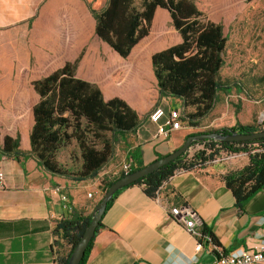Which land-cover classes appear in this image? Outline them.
Masks as SVG:
<instances>
[{
  "label": "crops",
  "instance_id": "crops-1",
  "mask_svg": "<svg viewBox=\"0 0 264 264\" xmlns=\"http://www.w3.org/2000/svg\"><path fill=\"white\" fill-rule=\"evenodd\" d=\"M108 2L0 0L1 117L21 118L38 101L23 111L24 96L19 88H12L11 95L5 86L32 84L67 63H75L94 35L92 12L104 10ZM152 34H174L169 17L161 10ZM97 59L109 58L93 55V60ZM123 67L117 59H111L105 79L118 83ZM156 108L162 112L153 120L150 114ZM185 109L180 99H156L135 133L129 135L128 144L117 147L97 177L83 182L53 176L32 158L17 162L0 155V172L5 175L4 186L0 187V264H59L66 260L72 246L64 244L61 233L55 232L58 224L77 216L91 217L104 196L106 183L122 174L133 152H138L147 166L180 148L190 134L201 132L183 121ZM173 114L182 117V126L174 130L168 127L167 135L159 133ZM17 123L15 133L0 132L1 145L6 136L17 137ZM22 137L27 150L29 129L22 131ZM202 148L196 146L189 153ZM248 164L246 154H234L222 162L177 172L162 184L155 197L148 196L139 185L119 191L107 207L85 264H212L223 254L256 249L264 244V188L240 210L224 181L226 175L238 173ZM63 195L69 200V208H65ZM183 206L196 214L199 236L189 234L171 215L172 208ZM203 228L216 238L218 246L203 236ZM198 244L202 246L199 251Z\"/></svg>",
  "mask_w": 264,
  "mask_h": 264
},
{
  "label": "trees",
  "instance_id": "trees-1",
  "mask_svg": "<svg viewBox=\"0 0 264 264\" xmlns=\"http://www.w3.org/2000/svg\"><path fill=\"white\" fill-rule=\"evenodd\" d=\"M242 1L247 4L252 0ZM135 3L136 0H109L104 10L92 12L94 35L87 50L75 63H67L31 84L38 101L18 120L17 137L4 138L0 155L17 162L32 158L53 176L83 182L97 177L109 163L118 137L128 144L127 136L135 133L141 118L150 112L156 99L182 100L186 108L183 121L191 128H199L201 120L212 110L217 94L230 89L217 79L224 65L223 54L228 41L225 0H143L141 8ZM213 7L217 8L212 11ZM159 10L169 17L173 35L152 34ZM101 54L108 56V61L93 60V55ZM111 59H117L124 66L119 69L118 83L105 79ZM27 129L29 148L26 150L22 145V131ZM262 131L237 124L193 133L187 138L213 132L230 136ZM107 133L112 137L108 138ZM73 140L78 144L82 160L75 170L57 158ZM196 146L203 148L192 155L187 151L133 185L143 186L148 196L155 197L162 184L177 172L193 170L219 159L222 154H246L249 164L240 172L224 177L236 206L243 210L245 203L264 188V138L206 139L194 141L190 148ZM130 160L136 166L132 172L144 167L138 152L130 154ZM124 176L121 174L106 183L104 194ZM91 222L92 216H77L60 222L55 232L61 233L73 252ZM100 229L101 223L96 234ZM202 232L218 246V241L206 228ZM94 239L81 264L86 263ZM69 257L59 264H68Z\"/></svg>",
  "mask_w": 264,
  "mask_h": 264
},
{
  "label": "rangeland",
  "instance_id": "rangeland-1",
  "mask_svg": "<svg viewBox=\"0 0 264 264\" xmlns=\"http://www.w3.org/2000/svg\"><path fill=\"white\" fill-rule=\"evenodd\" d=\"M142 2L136 0L135 5L141 8ZM216 8L213 7L212 11ZM225 29L228 41L223 54L224 65L217 79L230 89L217 94L212 110L201 120L197 129L205 132L240 124L264 130V0H252L247 4L242 0H225ZM3 87L0 85V94L3 93ZM5 87L6 93L11 95L12 88H19L24 96L21 102L23 111L38 100L31 84ZM192 111L189 109V112ZM21 118L0 116V132L5 130L6 133H15L16 121ZM107 137L111 138L112 135L107 133ZM125 145L118 137L115 150ZM57 158L69 169L79 168L82 160L77 142L73 140L58 153ZM61 241L69 244L62 237Z\"/></svg>",
  "mask_w": 264,
  "mask_h": 264
},
{
  "label": "water",
  "instance_id": "water-1",
  "mask_svg": "<svg viewBox=\"0 0 264 264\" xmlns=\"http://www.w3.org/2000/svg\"><path fill=\"white\" fill-rule=\"evenodd\" d=\"M259 138H264V131L253 134H232L230 136L219 135L215 132L206 134H196L194 136L188 137L185 140L184 144L180 148L175 150L173 153L162 157L156 160L155 162L144 166L142 169L132 172L131 174L126 175L123 178L117 180L109 187L101 201L96 206V209L92 214V222L86 229L84 235L81 237L78 244L75 246L73 252L69 257L68 264H81L82 260L85 257L90 242L95 238L96 231L100 226L102 218L107 210V207L109 203L113 201L117 192L135 184L138 180L148 176L154 171H157L163 166L175 161L177 158L181 157L183 154L189 151L194 141L206 139H214L220 141H249Z\"/></svg>",
  "mask_w": 264,
  "mask_h": 264
},
{
  "label": "built area",
  "instance_id": "built-area-1",
  "mask_svg": "<svg viewBox=\"0 0 264 264\" xmlns=\"http://www.w3.org/2000/svg\"><path fill=\"white\" fill-rule=\"evenodd\" d=\"M162 110L159 108H156L153 110V112L150 114L151 119L155 120L160 114ZM182 126L181 122V116H178L177 114H173L170 120L167 121L165 126H161L159 128V133L167 135L169 133L168 127L172 130L178 129ZM234 155L230 154L226 156L225 158H219L217 160H213L211 162L216 161H224L233 158ZM135 166L133 162L126 163L122 167V174L129 175L134 170ZM5 183V175L0 172V187H3ZM91 196V195H90ZM62 200L65 203V208H69V200L66 195L62 196ZM173 218L180 224H183L189 234L192 236H199V231L197 230L195 219H197V216L190 208L187 206L183 207H174L170 211ZM209 242H211V239L209 237H206ZM201 244H198L196 247V250L199 251L201 249ZM264 262V244H261L256 249L253 250H235L233 252H230L226 255H221L218 257L212 264H261Z\"/></svg>",
  "mask_w": 264,
  "mask_h": 264
}]
</instances>
